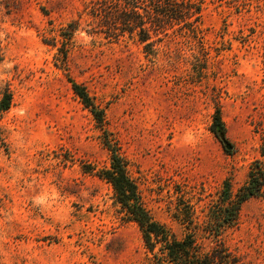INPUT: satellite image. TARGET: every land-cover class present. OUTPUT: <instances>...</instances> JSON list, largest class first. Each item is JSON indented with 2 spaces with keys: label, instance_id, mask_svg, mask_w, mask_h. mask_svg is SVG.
Instances as JSON below:
<instances>
[{
  "label": "rangeland",
  "instance_id": "1",
  "mask_svg": "<svg viewBox=\"0 0 264 264\" xmlns=\"http://www.w3.org/2000/svg\"><path fill=\"white\" fill-rule=\"evenodd\" d=\"M91 1L0 0V100L13 96L0 115V264H155L100 177L106 141L150 215L205 250L225 181L237 192L264 162V0H206L199 32L175 25L153 54L92 33L87 16L70 37ZM71 80L105 110V126ZM218 109L230 150L211 131ZM221 238L244 264H264V193Z\"/></svg>",
  "mask_w": 264,
  "mask_h": 264
},
{
  "label": "trees",
  "instance_id": "2",
  "mask_svg": "<svg viewBox=\"0 0 264 264\" xmlns=\"http://www.w3.org/2000/svg\"><path fill=\"white\" fill-rule=\"evenodd\" d=\"M206 0H93L86 4L80 19L72 21L65 29L70 37L79 30L84 16L90 17L87 24L92 33L104 35L111 40L126 36L144 45L145 52L155 53L159 37L170 28L183 24L193 33L199 32L203 22ZM71 40V38H68ZM65 42H63V47ZM66 57V53H64ZM3 60L0 47V61ZM73 91L92 113L97 123H106L105 110L96 105L89 91L71 80ZM13 96L6 91L0 100V115L12 107ZM211 131L217 138L226 133V125L218 109ZM111 152L110 167L100 171V177L109 182L127 220L138 224L147 250L153 255L155 264H244L242 258L222 241L224 228L237 224L242 206L264 193V162L253 163L247 182L234 192L229 180L225 181L219 200L211 207L210 234L213 246L205 250L195 233L178 239L165 225L156 221L146 209L137 182L131 177L127 161L118 149L106 141ZM264 156V145L262 147Z\"/></svg>",
  "mask_w": 264,
  "mask_h": 264
},
{
  "label": "water",
  "instance_id": "3",
  "mask_svg": "<svg viewBox=\"0 0 264 264\" xmlns=\"http://www.w3.org/2000/svg\"><path fill=\"white\" fill-rule=\"evenodd\" d=\"M221 139H222V141L224 142V144L226 145V148H227L228 150L232 149V146L229 145V144L227 143V141L225 140V136H224V135H221Z\"/></svg>",
  "mask_w": 264,
  "mask_h": 264
}]
</instances>
